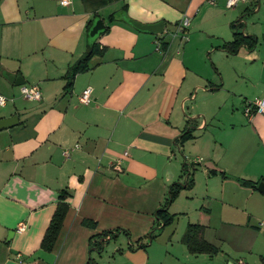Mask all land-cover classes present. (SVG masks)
Returning a JSON list of instances; mask_svg holds the SVG:
<instances>
[{
  "label": "crops",
  "instance_id": "crops-1",
  "mask_svg": "<svg viewBox=\"0 0 264 264\" xmlns=\"http://www.w3.org/2000/svg\"><path fill=\"white\" fill-rule=\"evenodd\" d=\"M117 2L98 17L82 0L0 3V119L19 120L0 131V264H264V112H244L264 98V0ZM124 4L130 19L162 21L163 32L133 27ZM98 19L109 31L92 40L88 26ZM239 22L258 44L230 55L219 46ZM94 41L102 55L66 92L68 66ZM23 85L38 86L41 98L25 99ZM87 87L92 99L82 104ZM197 90L209 112H184ZM187 126L193 137L178 145ZM188 161L202 168L171 204L174 222L160 229L155 213ZM62 189L71 192L69 211L47 252L41 243ZM193 223L204 225L215 255L192 254L181 241Z\"/></svg>",
  "mask_w": 264,
  "mask_h": 264
},
{
  "label": "trees",
  "instance_id": "trees-1",
  "mask_svg": "<svg viewBox=\"0 0 264 264\" xmlns=\"http://www.w3.org/2000/svg\"><path fill=\"white\" fill-rule=\"evenodd\" d=\"M2 0H0L1 3ZM117 1H124V0H82V3L84 6L88 9H90L93 13H95L96 17L99 15L97 12L114 3ZM259 0H253V5H257ZM122 11L124 13V16L127 17V4H124L122 7ZM252 10L250 8L245 9V14L251 13ZM114 14L111 13L109 15V22H112L114 20ZM240 26H242L241 22H239L236 26L234 25V28H236V31L233 34V39L231 41H226L221 46H219L222 50H224L227 54L235 55L240 51V48L245 46L249 50H252L256 47L258 44V38L256 35H246L244 32H242L240 29ZM92 28V25L88 26V33L90 29ZM109 31V26H105L104 30L101 33H106ZM95 38V37H94ZM94 38H91L92 40ZM164 47H167V43L163 44ZM104 49H101L99 45L94 41L92 43V49L91 52L86 53L82 55L78 60H76L74 63L68 66L67 72L64 76L66 79V84L64 86V90L66 92H69L74 84V78L77 74L83 73L88 71L90 66V60L94 55H102ZM193 137L192 135V128H188V126L182 131V134L176 139L177 144L181 145L186 140L191 139ZM194 172L195 168L193 170H190L187 168V162H184L183 164V176L185 175V179L183 181H176L173 182L169 187V194L164 202V204L156 211V217L158 219V223L161 224L160 229L165 228L169 225H171L175 218L176 214H173L170 212V206L175 201V199L179 196L180 192L185 188H192L194 185ZM243 184L251 185L253 187H256L258 182H253L250 180H242ZM71 196V192L68 189H62L59 191V201L57 203L56 209L52 215V218L50 220L49 226L45 232V235L43 237L41 248L44 251L50 252L53 250L60 231L62 229L65 217L69 211V204L67 203V199ZM85 225L88 226H94L95 223L89 220H85L83 222ZM204 225L193 223L188 224L184 234L181 237V241L188 247V250L192 254H208L210 256L215 255L218 252V249L206 241L204 238ZM155 233L151 232L147 238L148 240H152L155 237ZM92 245H97V242ZM140 246H144L143 244H140ZM98 250L101 249V246H97ZM89 264H96V262H92L90 260Z\"/></svg>",
  "mask_w": 264,
  "mask_h": 264
},
{
  "label": "built area",
  "instance_id": "built-area-1",
  "mask_svg": "<svg viewBox=\"0 0 264 264\" xmlns=\"http://www.w3.org/2000/svg\"><path fill=\"white\" fill-rule=\"evenodd\" d=\"M211 4L215 3V0H208ZM239 1H245V0H227L226 5L227 7H231L236 5ZM71 3V0H61V4L68 5ZM189 23V20L186 18L184 19L180 25L177 28L176 33H181L185 31V28L187 27ZM92 88L87 87L85 88L81 95L79 96V101L82 104H88L92 99ZM21 94L22 96L27 100H39L41 98L40 89L38 86H21ZM6 103V98L4 96H0V105H4ZM245 115L249 118L253 116L256 112H264V98H255L252 101L248 102L244 109ZM63 153L65 155H69L68 150H64ZM201 159L196 158L195 161L199 162ZM259 225L264 226V221L260 222ZM25 225L23 223L19 224L18 231L23 230ZM241 264H243L241 262Z\"/></svg>",
  "mask_w": 264,
  "mask_h": 264
},
{
  "label": "water",
  "instance_id": "water-1",
  "mask_svg": "<svg viewBox=\"0 0 264 264\" xmlns=\"http://www.w3.org/2000/svg\"><path fill=\"white\" fill-rule=\"evenodd\" d=\"M127 22H129L133 27L138 30L147 31L151 33H162L164 30V23L162 21L155 24H142L140 22L130 19L128 16L123 17ZM105 28V24L101 19L95 21L94 25L89 31V36L91 38L96 37ZM92 47L88 48V53L91 52ZM19 123L18 117L15 115L11 118L0 119V131L13 127ZM258 190L264 193V181L259 182Z\"/></svg>",
  "mask_w": 264,
  "mask_h": 264
},
{
  "label": "rangeland",
  "instance_id": "rangeland-1",
  "mask_svg": "<svg viewBox=\"0 0 264 264\" xmlns=\"http://www.w3.org/2000/svg\"><path fill=\"white\" fill-rule=\"evenodd\" d=\"M119 2H117V3H115V8H113V10H115V9H119L118 7H119ZM119 13V12H118ZM261 14L262 13H250L248 16H254L255 15V18H257L258 16H261ZM257 16V17H256ZM263 24H264V20H262L261 21ZM201 92L199 91V90H197V94L195 93V97L192 99V101L190 100V101H188L186 104H185V109H184V112H186V113H188V111H189V109H192V107H197L198 109H201V110H205V111H207V112H209V106H210V102H209V100H204V99H202L200 96H201ZM196 96H197V98H196ZM23 102V101H22ZM248 103V101L245 103V104H247ZM35 103H33V102H24V106L25 107H29V105L30 106H32V105H34ZM226 111H227V109H226ZM177 154L179 155V156H181V152L179 151V152H177ZM184 154L186 155L187 153L186 152H184ZM195 167H197V169H200V168H202L200 165H195V164H192L191 163V161H188L187 162V168L188 169H190V170H193Z\"/></svg>",
  "mask_w": 264,
  "mask_h": 264
}]
</instances>
